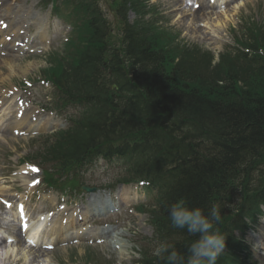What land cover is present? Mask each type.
<instances>
[{
    "label": "trees",
    "instance_id": "trees-1",
    "mask_svg": "<svg viewBox=\"0 0 264 264\" xmlns=\"http://www.w3.org/2000/svg\"><path fill=\"white\" fill-rule=\"evenodd\" d=\"M64 5L75 36L65 52L48 56L44 75L56 92V108L77 112L67 117L66 130L34 141L32 161L43 167V183L79 192L96 158L121 161L124 173L116 184L142 182L154 194L148 206L138 207L148 214L154 239L142 242L137 264H166V254L149 250L151 242L187 253L197 237L173 228L168 214L181 198L205 215L219 206L215 227L226 253L217 264H246L233 233H244V219L254 222L264 206V55L256 53L264 52V30H250L251 41L242 44L255 51L252 56L221 55L212 67L209 53L186 52L152 21H124L121 38H113L95 0ZM129 7L141 11L140 0L117 4L123 20ZM234 197L237 205L226 216Z\"/></svg>",
    "mask_w": 264,
    "mask_h": 264
},
{
    "label": "rangeland",
    "instance_id": "rangeland-1",
    "mask_svg": "<svg viewBox=\"0 0 264 264\" xmlns=\"http://www.w3.org/2000/svg\"><path fill=\"white\" fill-rule=\"evenodd\" d=\"M147 1L149 5L154 6L160 12V17L163 19L159 24L172 33L179 34L178 40H182L187 46H197L201 50L210 51L213 55L221 54L235 45L233 31L243 32V30L239 31L240 19L246 24L255 22L264 29V0H244V2L238 0L231 3H229L231 0L216 1L215 5L219 4L223 12L218 14L216 20H208L207 24L203 25L206 26L205 29L203 27V30L210 34L211 41L203 40L200 36L189 31L192 21L189 20L190 22H187L186 25L180 22L179 16L183 9L180 6L181 0ZM41 2L42 0L9 1L10 6L18 4L27 8L34 16L41 19L42 26L40 29H35L33 25L25 24L11 31L17 34L16 43H19V46H15V48L19 50L20 58L11 59L5 51L0 50V199L11 202L14 206L17 203L25 204V211L32 221H35V215L40 208H44L40 213L47 212L53 210L55 203H57L56 208L58 207V209L65 204L64 206L70 210L80 212L87 204L96 203L99 206L103 204L100 214L107 217L101 221L90 222L91 228L84 222L78 221V225L75 227L65 225L66 229L62 230V235H57L61 228L62 218L60 216L51 217L46 221L42 228L46 238L50 239V241L47 240L50 245H46L49 250L42 249L43 247H40L39 244L33 248L34 251H38L34 254L41 257L39 264H44L45 260H47L46 264H135L139 260V251L141 250L138 243L143 238L151 239L153 237L148 217L136 210V207L147 203L149 195L143 192L140 185L126 187L118 185L114 189L109 188L117 177L123 174L119 167L108 165L100 159L84 175V185L96 187L98 192L94 194L72 192L67 193L64 197L59 192L45 188L40 182V170L37 173H32L35 175L27 174L25 170L22 171L26 165L30 164L21 165L20 161L26 156H34L38 147L32 142V139L38 135L66 129L68 126L66 117L74 113L72 109L67 112L50 110L54 104L53 88L42 82L41 71L48 67L45 60L47 54L52 50L61 51L63 48L69 28L63 21L55 23L51 16V8L42 9ZM99 3L107 19L112 20L110 10L107 9L109 8L108 2L99 0ZM185 10L187 11V9ZM205 11L207 12L205 19H208L213 10L205 9ZM47 12H50L48 18ZM8 13L6 8L0 6V24L9 26ZM203 17L199 22L205 20ZM128 19L129 22H133L135 17L128 14ZM9 28L13 27L9 26L8 32ZM22 38L24 42H19ZM10 43L12 41L8 42V44ZM14 89H17L18 97L25 101L29 107H32L30 111L37 112L35 117H42V124L45 125L43 127L47 129L46 131L38 129L30 132L15 127V123L21 122L22 119L15 118L16 112L13 104L15 105L17 97L13 95L8 98L9 92ZM37 179L39 184L35 188L31 187V183ZM234 203L230 204V207L234 206ZM235 207L236 205L232 210ZM5 213L9 214L5 215ZM10 213L17 217L15 209L6 210L0 204V216H4L5 220L11 224ZM106 225L109 228H106L104 230L106 232L102 233H111L109 237L102 239L94 236V238H90V234L94 235L93 232L101 231L100 228ZM260 226L261 222L259 225L257 224L255 233H258ZM12 229L17 230V227L13 225L0 230L11 236ZM117 234L118 236H116ZM252 239V233L248 234L246 242L251 252L249 262L250 264H264V260L258 254L259 245L257 242H252ZM88 253L92 255L91 262L86 263ZM30 261L32 260L30 259Z\"/></svg>",
    "mask_w": 264,
    "mask_h": 264
},
{
    "label": "bare ground",
    "instance_id": "bare-ground-1",
    "mask_svg": "<svg viewBox=\"0 0 264 264\" xmlns=\"http://www.w3.org/2000/svg\"><path fill=\"white\" fill-rule=\"evenodd\" d=\"M9 1L10 0H1L0 6L6 8L9 11L7 22L9 26L10 27L12 26L13 28H9V32L8 30H6V32L2 30V27L0 28V49L4 50L6 52V55L10 57L11 59H17L21 57L19 56V50L15 48V46H19V45H15L18 37H17V34L11 31L19 26H24L25 24L33 25V28L40 29V27L42 26V21L37 16H34L27 8L23 7V5L14 4L10 6ZM198 1L200 0H196L194 1V3L198 4ZM204 2L206 6L209 5L208 0L202 1L201 3L203 4ZM210 9L213 10L211 12L212 16L206 19L203 22V25L207 24L206 21L208 20L214 21L218 18L217 16L218 12L216 11V8H210ZM206 14L207 13L205 12L204 7L202 6V8L197 12H191V11L189 12V10L188 11L183 10V12L181 11L179 18H180V22H182L184 25H186L187 22L192 21L191 26L189 27V31L191 33H194L197 36H200L201 39H207L210 37L209 33L201 29L198 25L199 20H201V18L205 16ZM46 16L48 18V13L46 14ZM205 18L206 16L203 17V19ZM205 28L206 26L204 27V29ZM7 36L10 37V42L12 41V43L8 44L5 42V39ZM20 41L24 42V39L22 38V40H19V42ZM9 96L11 95L9 94L8 98ZM17 104H18V107L16 108V110L21 108L25 110L26 113L24 114V116L20 115L21 116L20 119H22V121L21 122L17 121L15 123V127L21 128L24 131H30V132L32 131L34 132L38 129H42L45 131L47 130L45 127H43L45 125L42 124V121H43L42 117H39V118L35 117V114L37 113L35 110L32 109L33 111L31 112L30 107L28 105H25L24 102L20 101V99L17 101ZM25 122H28V123L24 124ZM30 169H31L30 167L26 166L25 169H22V171L25 170L27 174H30ZM95 205H96L95 203L93 205L87 204L85 207H83L82 212L78 210H70V208L67 209V208H64V206L58 210L54 208L53 210H56L55 212H53L50 215L43 214L37 217L35 221H30V218L26 217L25 219H22L20 221V224L21 223L23 224L22 227L21 226L20 227L24 231H26L24 234H21L19 228L18 230L12 229L11 236L9 234H4L2 230H0V234L4 235V239H0V263L1 264H39L41 263V261H39L41 257H39L38 254H34V252H38V251H34L33 248L41 242H47L45 243V246L43 244L42 245L40 244V247H43L42 249H44L46 245H50V243H48L50 239L46 238V235H44L43 228H42L44 223L48 221L49 217L60 216L62 218L61 226H60L61 228L59 227L60 230L57 232V235H62V230L66 229L65 225L70 226V227L77 226L76 221H82V222L84 221V223L87 224L89 228H91V226L89 225L90 221H87V219H93V216L96 215V213H93V212L94 211L98 212V210L94 208ZM38 211L39 212L37 214L41 212L40 209ZM8 214L9 213H5V215H8ZM9 217L10 219H12L11 221H13L11 224L5 220L4 216H0V229L13 226L16 222H18V218L16 216H13L11 214L9 215ZM262 226L263 227L261 231V236L258 239V244L261 246V251L263 252V256H264V221L262 222ZM93 234L94 235L90 234L91 235L90 238H94V236L95 237L101 236V234H98L96 232H93ZM26 241L29 243V245L26 244ZM59 241H62V239H59ZM65 241L66 240L64 239V242ZM30 259L32 261L29 262ZM262 259L264 260V258ZM46 262L47 260H45L44 264H46Z\"/></svg>",
    "mask_w": 264,
    "mask_h": 264
},
{
    "label": "clouds",
    "instance_id": "clouds-1",
    "mask_svg": "<svg viewBox=\"0 0 264 264\" xmlns=\"http://www.w3.org/2000/svg\"><path fill=\"white\" fill-rule=\"evenodd\" d=\"M264 55V52L261 53ZM171 226L186 230L197 237L187 246V253L175 250L173 245L161 243L155 249L156 256L166 254V264H217L225 247V237L215 227L221 220L218 205H213L205 215L201 208H190L184 198L169 206Z\"/></svg>",
    "mask_w": 264,
    "mask_h": 264
},
{
    "label": "water",
    "instance_id": "water-1",
    "mask_svg": "<svg viewBox=\"0 0 264 264\" xmlns=\"http://www.w3.org/2000/svg\"><path fill=\"white\" fill-rule=\"evenodd\" d=\"M82 190L86 193H94L97 189L96 188L82 187Z\"/></svg>",
    "mask_w": 264,
    "mask_h": 264
}]
</instances>
